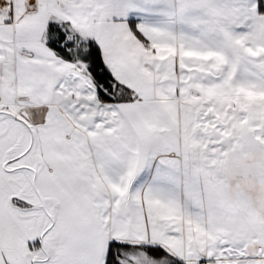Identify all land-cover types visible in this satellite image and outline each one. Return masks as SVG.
Instances as JSON below:
<instances>
[{
  "label": "snow or ice",
  "instance_id": "1",
  "mask_svg": "<svg viewBox=\"0 0 264 264\" xmlns=\"http://www.w3.org/2000/svg\"><path fill=\"white\" fill-rule=\"evenodd\" d=\"M0 264H264V0H0Z\"/></svg>",
  "mask_w": 264,
  "mask_h": 264
}]
</instances>
